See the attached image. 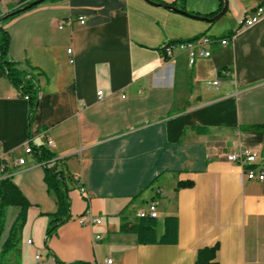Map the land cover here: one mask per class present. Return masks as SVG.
I'll return each instance as SVG.
<instances>
[{"label": "crops", "instance_id": "1", "mask_svg": "<svg viewBox=\"0 0 264 264\" xmlns=\"http://www.w3.org/2000/svg\"><path fill=\"white\" fill-rule=\"evenodd\" d=\"M261 3L227 0L226 13L207 21L145 0H54L5 22L11 59L39 75L30 122L29 100L0 67V159L30 203L16 264H195L214 245L218 264H264V180L225 157L247 149L264 169V19L243 26ZM20 6L0 0V15ZM223 6L186 0L185 10L212 17ZM232 31L193 64L188 51L163 53L170 42ZM49 136L85 193L70 184L71 218L47 236L57 204L24 143L44 147ZM20 157L27 166L15 165ZM152 199L159 235L165 217H177L176 243H140L120 230ZM87 210L102 222L81 224ZM9 214L0 250L16 210Z\"/></svg>", "mask_w": 264, "mask_h": 264}, {"label": "trees", "instance_id": "2", "mask_svg": "<svg viewBox=\"0 0 264 264\" xmlns=\"http://www.w3.org/2000/svg\"><path fill=\"white\" fill-rule=\"evenodd\" d=\"M31 1L33 0H20L21 6L27 5ZM154 1L174 5V3H166L158 0ZM178 1L181 3L180 9L185 10L186 0ZM23 12L12 15L3 22H0V67L11 83L21 92V95L25 98L27 97L26 99L29 100L31 106L29 121L31 122L39 99L37 90L39 75L33 66L28 64L23 65L11 59L9 55L10 35L3 28L5 22ZM1 17L2 15H0V19ZM232 33L234 34L235 31H232L230 34ZM33 156L38 162L45 163L53 157V154L42 146L34 145ZM44 170L48 191L55 198L57 204V210L52 215L47 229V236H50L71 218L69 190L72 178L62 169H57L56 167L44 165ZM191 185L192 183L190 182L179 183V186ZM29 206V201L15 184L12 176L0 178V242L6 231L9 209L12 208L16 210L15 217L8 228L7 236L1 243L0 264H14V262L17 261L16 257L19 253L22 230L26 223ZM158 223L159 220L155 217H138L134 222H122L120 230L122 232L136 233L138 242L140 243H176L178 239L177 217H165L164 232L161 235L157 232ZM217 250L218 245L199 249L195 264H218L216 260ZM11 256L15 258L14 262L11 260Z\"/></svg>", "mask_w": 264, "mask_h": 264}, {"label": "built area", "instance_id": "3", "mask_svg": "<svg viewBox=\"0 0 264 264\" xmlns=\"http://www.w3.org/2000/svg\"><path fill=\"white\" fill-rule=\"evenodd\" d=\"M261 19H264V3L257 5L245 16L243 20V26L244 27L251 26L255 24L256 22L260 21ZM66 22L71 23L72 19H68ZM79 23L80 24L85 23V18L83 16L79 17ZM234 34H230V35H227L221 38L211 37L208 35H200L190 40H182V43H175V41L170 42L163 47V53L168 58H171L175 54V49H178V51H188L190 55V63L193 64L198 57H209L211 55L209 46L216 44V43L221 44V45H227L230 39H232ZM68 52L71 53L72 49H68ZM70 61L72 63L74 61L73 58H71ZM213 84L217 85L218 81H213ZM97 94L101 98L103 95V91L100 90L97 92ZM53 146H54V141L49 136L46 140V144L44 148L50 151V149ZM24 149L27 155L34 157L33 156L34 145L32 143L31 138H28L25 141ZM225 157L230 162L236 163L243 167L247 166L245 170V175L248 179L264 180V169H256L251 166L256 161V158H257L256 153L251 152L247 149H242L237 152H228L225 154ZM60 162L61 160L59 158H56L55 155H53V157L50 158L47 162L45 163L38 162V164H40L43 167L44 165H47L48 167H56L57 169H61ZM14 163L15 165L20 166V167L27 166L26 157H20ZM65 173L68 174L67 172ZM68 175H70L72 178L71 185L74 188H77L82 194H84L85 187H84L83 179L78 175H74V174H68ZM5 176H11L10 171H9V164L4 159H0V178H3ZM164 193H165L164 189L162 188L156 189L157 195H163ZM145 216H150V217H155V218L159 217L158 202L156 199H152L151 201H149L146 209L138 212V217H145ZM78 221L81 224H87L90 226H93L94 224L102 222L100 218H97L94 216L91 210H87L85 213L80 215L78 217ZM96 238L100 239L101 235H97ZM36 258H39V255H36Z\"/></svg>", "mask_w": 264, "mask_h": 264}, {"label": "water", "instance_id": "4", "mask_svg": "<svg viewBox=\"0 0 264 264\" xmlns=\"http://www.w3.org/2000/svg\"><path fill=\"white\" fill-rule=\"evenodd\" d=\"M45 1H47V0H33L30 3H28L27 5L20 6V7L16 8V9H13V10L9 11L8 13L2 15V17L0 19V22H3L5 19L9 18L12 15H15L17 13H20V12L26 11L28 9H31L32 7H34L36 5H39V4H41V3L45 2ZM145 1H147V2H149L151 4H154V5H162V6H165L167 8L173 9L175 11L184 13L186 15H189V16H192V17H196V18H201V19H204V20H207V21H214V20L219 19L220 17H222L226 13L227 8H228L227 0H224V6L221 9V11H219L217 14H215L212 17H203V16H200V15H197V14L190 13V12H188L186 10L177 8V7H175L174 5H171V4H165V3L157 2V1H154V0H145Z\"/></svg>", "mask_w": 264, "mask_h": 264}, {"label": "rangeland", "instance_id": "5", "mask_svg": "<svg viewBox=\"0 0 264 264\" xmlns=\"http://www.w3.org/2000/svg\"><path fill=\"white\" fill-rule=\"evenodd\" d=\"M12 212V211H11ZM11 212L9 214V216L11 215ZM11 218V217H10ZM11 260L14 262L15 261V258L13 256H11ZM14 264H16V262H14Z\"/></svg>", "mask_w": 264, "mask_h": 264}, {"label": "bare ground", "instance_id": "6", "mask_svg": "<svg viewBox=\"0 0 264 264\" xmlns=\"http://www.w3.org/2000/svg\"><path fill=\"white\" fill-rule=\"evenodd\" d=\"M175 43H182V40H180V41H176Z\"/></svg>", "mask_w": 264, "mask_h": 264}]
</instances>
